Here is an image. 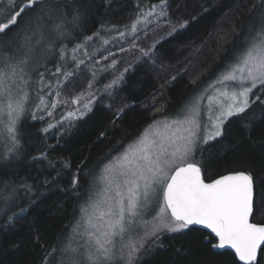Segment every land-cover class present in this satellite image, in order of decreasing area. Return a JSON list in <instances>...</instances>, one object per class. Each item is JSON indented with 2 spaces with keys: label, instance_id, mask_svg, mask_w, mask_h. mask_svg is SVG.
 <instances>
[{
  "label": "trees",
  "instance_id": "1",
  "mask_svg": "<svg viewBox=\"0 0 264 264\" xmlns=\"http://www.w3.org/2000/svg\"><path fill=\"white\" fill-rule=\"evenodd\" d=\"M22 2L18 0L16 6ZM48 4L54 11L53 19L43 27L45 37L56 36V24L64 33L59 39L66 36L63 48L55 45V51L63 49L64 54L88 43L97 52L104 40L112 41V46L95 57L94 50L87 48L89 58L84 54L59 96L55 85L47 86L45 73L64 61L70 70L76 62L67 61L59 52L51 56L52 51L43 48L51 58L37 65L23 85L28 98L15 123V145L5 122L9 118L0 113V143L7 134L0 146V156L5 149L6 159L0 160V264H68L72 254L64 261L56 246L80 216L89 183L103 162L114 158L158 115L174 112L187 102L264 24L260 0H165L163 4L161 0H48ZM149 11L153 14L133 29L138 15ZM39 13V8L26 9L8 35L0 37L8 40L17 32L23 34L29 20ZM129 28L133 30L124 38ZM163 64L169 66L163 70ZM41 72L45 83H41ZM111 81L112 89H104L103 84ZM39 85H44L43 90ZM261 89L264 86L254 89L244 113L226 121L219 138L195 153L205 181L238 171L252 176L257 223L264 222ZM85 90V96L93 92L91 109L62 128L61 134L45 132L48 118L36 112L40 96L46 98L47 106L58 105L55 115ZM212 238L191 226L171 234L160 232L158 238L144 243L133 264H239L231 252L214 249L209 243Z\"/></svg>",
  "mask_w": 264,
  "mask_h": 264
},
{
  "label": "snow or ice",
  "instance_id": "2",
  "mask_svg": "<svg viewBox=\"0 0 264 264\" xmlns=\"http://www.w3.org/2000/svg\"><path fill=\"white\" fill-rule=\"evenodd\" d=\"M164 2L161 0L162 4ZM8 4L14 10L6 20L0 21V34L4 36L8 35L12 25H17L18 17L23 18L21 14L26 9H40L34 20H29L23 34L17 32L8 40L0 37V113L6 111L9 118L7 131L15 145V123L24 112L28 98L23 85L28 83L26 78L30 71L36 70V66L46 59L44 49L37 52V48L46 39L43 27L47 20L53 19L54 9L48 0H23L20 6H16L14 0H8ZM260 6L264 9V0H260ZM60 28L61 25L56 24L53 31L62 36L64 33ZM245 45L235 62L215 82L233 90L230 96L220 90L228 103L221 105L213 131L206 136L197 135L195 129L201 125L195 119L198 113L193 109L191 116L178 122L189 125L183 129L186 136L177 135L179 129L169 132L167 124L163 130H154L151 139L146 131L138 144L129 145L114 162L105 166V173L113 175L110 179L106 177L104 199L91 205L95 219H89L91 230L86 231L88 239L81 246L84 252L76 254V249H71L73 255L68 258V264H83L84 259L88 264H133L144 243L152 237L158 238L161 230L180 232L194 225L210 230L209 235L214 234L209 239L212 247L231 249L239 264L264 262V222H254L258 209L252 176L238 172L205 182L201 167L190 159L196 139L206 143L220 136L223 119L243 113L249 106L253 90L264 86V24L246 39ZM39 75L41 83H45L44 73ZM53 75L57 76L55 94L59 96V89L70 82L75 71L57 67ZM47 86L52 88L51 84ZM149 214L156 223L135 241L133 233L141 222L147 226Z\"/></svg>",
  "mask_w": 264,
  "mask_h": 264
},
{
  "label": "rangeland",
  "instance_id": "3",
  "mask_svg": "<svg viewBox=\"0 0 264 264\" xmlns=\"http://www.w3.org/2000/svg\"><path fill=\"white\" fill-rule=\"evenodd\" d=\"M2 1H3V4H0V18H1V20H5L6 17L9 15V13L11 11H13L14 9L8 4V0H2ZM17 1L18 0H14L15 5H16ZM149 12H151L153 14L152 11H149ZM149 12H143L140 15H138L137 23L135 24V26L138 25L141 21L147 19ZM132 30L133 29H131V28L126 30L125 35L127 34V36H124V38H127ZM59 36L56 34V36L53 39L46 38L45 41L40 46V50H41V48H44L47 51H52V53H50V54H51V56H54V57L57 56L56 54H57V52H59L58 55L60 56L61 50L58 51V49H57L55 51L54 47L56 45V46L63 48L64 44L62 41L66 36L61 37L60 39H59ZM49 45L51 46L50 49H49ZM109 45L112 46V41H107V40L102 41V43L99 45V47L96 48L98 50L97 52L102 51L105 48L108 49L107 46H109ZM87 48H91L92 50H94L93 57H95L97 52H96L94 47L88 46V43H84L83 45L77 46L76 48H74L75 51L71 50L68 53L61 54V56L67 57V61H75L76 62L74 67L71 68L70 70H73L75 67H77V65H79V63L83 60L84 54L87 53V51H88ZM243 49H244V47H242V49L239 50L238 52H236L233 56L228 58L227 59L228 61L225 62L226 64L224 63L225 65L224 66L222 65L223 67L222 68L220 67L221 69H218V71L216 72V74H214V77L211 80H206V82L204 83L203 86H201L200 89L193 91L191 93L190 97L188 98L187 102H185L183 105L178 106V108L174 112H167L164 115H158V117H156L155 120H153V122H151L142 131V133L139 136H137L129 144H127V145L124 144V146L121 147V149L117 153L114 154V158H111L110 160L103 162V164L101 165V168L97 172L95 179L93 181L91 180V182L89 183V189L87 191L86 199L81 203L80 216L76 217V219H75L76 222L74 221L75 222L74 226L71 227V229H70V231H68L66 237L62 238V240L56 246L57 247L56 249H58L59 253H61V255H60L61 259L66 261L69 253L73 255V253L71 252V249H76L77 254L81 251V249H83V247H81V246L88 239V237H87V235H85V233H86V231L91 230V226L89 225V219H90V217L93 220L95 219V217L92 215L94 210L91 208V205L94 202H97V201L104 199L102 193H103V190L108 183V179H106V177L110 179V177L113 175V173H111V172L105 173V171H104L105 166L114 162L116 160V158L118 156H120L127 149V147L129 145L138 144L139 140L143 137V135L145 134L146 131L149 134V139H151V133L154 130H163V127L165 124H167L169 126V129H168L169 132H173V131H176L179 129V131H176V134L186 136L187 133L184 132L183 129L189 127V125L178 123V122L184 121L187 117L191 116L193 113V109H195L196 112L198 113V115H196L195 119L201 125L200 128L195 129L197 135L198 136L199 135L206 136L208 134V132L214 130L213 126L216 123H218L216 117L220 115L221 105H226L228 103V100L226 99V97L220 94V90H223L224 92L228 93L229 96L231 95V92L233 90L231 87H226L225 85L217 84L215 82L219 77H221V74L224 73L225 69H227L229 65H231L235 62L236 58L238 57V55L240 54V52ZM53 52H55V53H53ZM107 53H106V55H107ZM51 56L50 57L46 56V59L51 58ZM89 56H91V55H89ZM79 57H81L80 60L77 59ZM93 57H91V58H93ZM164 66L167 67L169 65L163 64V66H162L163 70H165ZM58 67H61L62 70H67V62L66 61L62 62L61 66H58ZM56 68L52 72H49V74L45 73V78L47 79V84H51L52 86H54V85L56 86L55 81L57 80V76L53 75V73H55V71H56ZM30 75H31V71H30ZM50 77L53 79L51 80ZM43 80H44V78H43ZM225 83L228 85L232 84V82H225ZM112 85H113V81H111L110 83L103 84V88L104 89L108 88L110 90V89H112ZM210 85H214V87H210ZM38 88H39V90H43L44 85H39ZM87 92H88V90H85L84 93L79 95V97L77 98L78 102H73L62 113H61V111H57L55 113V115H54L55 108L58 105L53 103V104H50L47 106L46 98H44L43 96H40L39 101H38V108L40 111H36V112L40 113V115L45 113L44 117L48 118V121L46 122V126H45V132L56 130V131L60 132V134H61L62 128L66 127L71 122H75L77 119L83 117L91 109V107L93 105L92 104V102H93L92 96L93 95H91L93 92H89L90 96H85L84 94ZM251 95L252 94H250L249 99L251 98ZM89 97H90V99H88ZM42 99L44 101L43 104H41ZM85 105H87V107H85ZM246 109H245V111H246ZM49 113H51V114H49ZM69 113H73V115H69ZM4 114H6V111L4 112ZM239 114H242V113H237V114H234L232 116L239 117L238 116ZM229 118L230 117L223 119V123L220 124L221 133H222V129H223L224 124L226 123V121ZM5 122L7 123V120ZM6 137H7V134L1 139L0 146L5 144ZM219 137L220 136H217L214 139H217ZM212 140L213 139H210L206 143H204L200 139H196V143L194 144V150H193L192 155L190 156V159L193 160L194 162H196L195 153H196L197 149L201 146L206 145L207 143L211 142ZM3 148H5V147H3ZM4 153H5V149L2 150V155L0 156V160H2V161L6 160L4 157ZM108 195L111 196V195H113V193H108ZM146 219L148 221L147 226H144L143 222H141V226L136 228L135 232L133 233V237H134L135 241H139L140 237L144 235V232L150 231L152 226L156 223V221H154L152 219L151 214H149L146 217ZM160 232H169V231L161 230ZM169 233L171 234L173 232H169ZM72 234L74 236H72ZM125 240H127V236H125ZM61 246H62V250H60ZM66 249L68 251H65ZM124 263H126V262H121V264H124ZM85 264H88L87 260H86Z\"/></svg>",
  "mask_w": 264,
  "mask_h": 264
},
{
  "label": "water",
  "instance_id": "4",
  "mask_svg": "<svg viewBox=\"0 0 264 264\" xmlns=\"http://www.w3.org/2000/svg\"><path fill=\"white\" fill-rule=\"evenodd\" d=\"M238 172H243V171H238ZM238 172H232V173H228V174H235V173H238ZM245 173V172H244ZM228 174H225V175H228ZM247 174V173H246ZM223 176V175H222ZM217 178H219V177H217ZM217 178H215V179H217ZM214 180V179H213ZM212 181V180H211ZM211 181H205V182H211ZM191 227H197V228H200V229H202V230H204V231H206V232H208V233H210V230H208V229H204L202 226H200V225H194V226H191ZM211 236L212 237H214V234H211ZM218 250H226V251H229V252H231L233 255H234V253H233V251L231 250V249H218ZM235 257V256H234ZM236 259V258H235ZM236 261H237V259H236ZM238 262V261H237ZM239 263V262H238Z\"/></svg>",
  "mask_w": 264,
  "mask_h": 264
}]
</instances>
